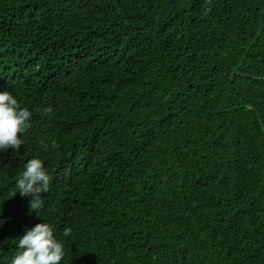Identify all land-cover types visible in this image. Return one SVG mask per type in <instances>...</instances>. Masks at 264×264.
I'll use <instances>...</instances> for the list:
<instances>
[{
	"label": "trees",
	"instance_id": "1",
	"mask_svg": "<svg viewBox=\"0 0 264 264\" xmlns=\"http://www.w3.org/2000/svg\"><path fill=\"white\" fill-rule=\"evenodd\" d=\"M3 89L0 264L43 220L60 264H264V0H0Z\"/></svg>",
	"mask_w": 264,
	"mask_h": 264
},
{
	"label": "clouds",
	"instance_id": "2",
	"mask_svg": "<svg viewBox=\"0 0 264 264\" xmlns=\"http://www.w3.org/2000/svg\"><path fill=\"white\" fill-rule=\"evenodd\" d=\"M46 111L51 112V107ZM31 115L8 89L0 90V152L21 148ZM49 182L43 161L33 157L24 164L22 174L15 183L14 194L30 197L29 208L37 213L42 204L41 194L47 191ZM70 233L71 229L65 227L63 235L69 236ZM17 248L19 250L11 257L10 264H60L65 255L63 242L44 220L25 228L24 234L19 236Z\"/></svg>",
	"mask_w": 264,
	"mask_h": 264
},
{
	"label": "bare ground",
	"instance_id": "3",
	"mask_svg": "<svg viewBox=\"0 0 264 264\" xmlns=\"http://www.w3.org/2000/svg\"><path fill=\"white\" fill-rule=\"evenodd\" d=\"M15 203V202H14Z\"/></svg>",
	"mask_w": 264,
	"mask_h": 264
}]
</instances>
